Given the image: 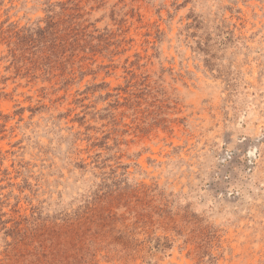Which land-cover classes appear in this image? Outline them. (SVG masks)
I'll return each instance as SVG.
<instances>
[{
  "label": "rangeland",
  "instance_id": "1",
  "mask_svg": "<svg viewBox=\"0 0 264 264\" xmlns=\"http://www.w3.org/2000/svg\"><path fill=\"white\" fill-rule=\"evenodd\" d=\"M0 264H264V0H0Z\"/></svg>",
  "mask_w": 264,
  "mask_h": 264
}]
</instances>
